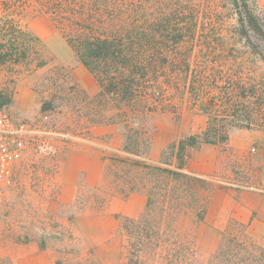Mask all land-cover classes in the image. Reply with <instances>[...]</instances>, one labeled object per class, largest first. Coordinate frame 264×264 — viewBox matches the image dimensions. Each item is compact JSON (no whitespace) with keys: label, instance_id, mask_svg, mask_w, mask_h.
Returning a JSON list of instances; mask_svg holds the SVG:
<instances>
[{"label":"rangeland","instance_id":"1","mask_svg":"<svg viewBox=\"0 0 264 264\" xmlns=\"http://www.w3.org/2000/svg\"><path fill=\"white\" fill-rule=\"evenodd\" d=\"M123 1L143 3L144 13L157 18H179L170 9L193 2L200 9L198 34L225 35L234 49L243 45L230 0ZM252 1L264 19V0ZM11 12L25 33L43 42L36 57L47 63L0 65V111L10 119L4 139L9 177L0 181V264H130V257L138 264H238L227 255L234 251L228 240L243 230L264 246L258 213L248 222L238 214L246 198L264 195V130L232 126L226 143L186 152L183 171L205 182L170 180L159 246L136 257V237L121 220L141 215L146 185L157 180L142 165L175 169L174 146L205 127L206 113L185 99L175 101V112L125 118L112 103L99 104L98 84L50 14L33 0ZM180 21L183 30H193L190 20ZM254 43L264 53V45ZM249 61L264 77V62ZM50 99L53 108L43 111ZM128 133L137 141L135 152L125 150Z\"/></svg>","mask_w":264,"mask_h":264},{"label":"trees","instance_id":"2","mask_svg":"<svg viewBox=\"0 0 264 264\" xmlns=\"http://www.w3.org/2000/svg\"><path fill=\"white\" fill-rule=\"evenodd\" d=\"M27 1L0 0V65L47 63L36 57L43 42L25 33L11 17V11L22 9ZM33 1L64 30L76 58L99 86L95 95L99 104L112 103L128 118L156 110L175 112V101L189 99L206 113L205 127L174 146L175 169L142 165L157 180L146 185L147 201L141 215L121 220L122 228L136 237V257L144 248H158L156 236L173 194L170 180L205 182L183 171L186 152L201 144L226 143L232 126L264 130V77L246 62L249 58L251 63L264 62L263 51L254 43L264 45V19L252 0H230L243 44L234 49L225 35L211 39L193 29L200 11L193 2L188 7L186 2L176 3L170 9L179 18H157L144 13L147 7L143 3L123 0ZM183 18L192 22L193 30L182 29ZM52 102L44 101L42 110L52 109ZM131 136H126L125 150L135 152L131 147L137 141ZM238 235L228 240L234 251L228 248L227 255L238 257V264L264 261V246L245 230ZM131 263L138 264L137 258L130 257Z\"/></svg>","mask_w":264,"mask_h":264},{"label":"built area","instance_id":"3","mask_svg":"<svg viewBox=\"0 0 264 264\" xmlns=\"http://www.w3.org/2000/svg\"><path fill=\"white\" fill-rule=\"evenodd\" d=\"M10 119L6 113L0 111V181L4 177H9L8 166L5 161V157L8 155V150L6 147V141L4 140L9 133Z\"/></svg>","mask_w":264,"mask_h":264},{"label":"crops","instance_id":"4","mask_svg":"<svg viewBox=\"0 0 264 264\" xmlns=\"http://www.w3.org/2000/svg\"><path fill=\"white\" fill-rule=\"evenodd\" d=\"M241 211L238 214H245L248 215L246 216V222H248L250 220L249 215H251V213L253 211L257 212L259 219L262 221V224H264V195L259 194V193H255L253 195V197L251 198H246L245 201H243L242 204H240Z\"/></svg>","mask_w":264,"mask_h":264}]
</instances>
